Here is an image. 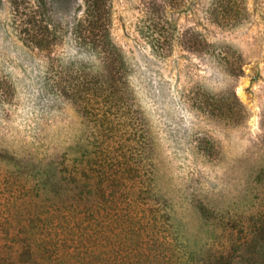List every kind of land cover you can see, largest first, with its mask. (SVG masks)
Masks as SVG:
<instances>
[{"label": "rangeland", "instance_id": "374dc122", "mask_svg": "<svg viewBox=\"0 0 264 264\" xmlns=\"http://www.w3.org/2000/svg\"><path fill=\"white\" fill-rule=\"evenodd\" d=\"M214 1L108 0L117 72L127 84L119 88L105 83V74L116 69L109 73L101 58L72 40L81 0H0L2 245L11 248L34 235L45 242L80 219L72 202L76 190L61 180L64 169L75 174L92 161L123 166L116 207L126 206L136 165H144L146 200L132 204L135 218L148 213V205H160L163 234L174 238L181 259L185 249L213 245L208 232L214 215L247 219L264 210V0H245L247 16L233 27L212 21ZM36 3L52 15L57 38L51 51L25 36L32 29L28 17L20 30L13 24V9L29 14ZM157 41L169 48L159 53ZM219 52L242 72H231ZM71 61L92 68L89 108L81 104L85 91L67 96L51 87L53 72ZM85 204L90 219L99 208L102 222L115 218L104 196H90ZM119 230L120 223L106 225L103 236L111 240ZM121 234L119 264H128ZM109 250V244L93 250V257ZM256 255V264H264V248Z\"/></svg>", "mask_w": 264, "mask_h": 264}, {"label": "trees", "instance_id": "16d2710c", "mask_svg": "<svg viewBox=\"0 0 264 264\" xmlns=\"http://www.w3.org/2000/svg\"><path fill=\"white\" fill-rule=\"evenodd\" d=\"M81 1L84 9H77L71 25L70 33L73 42L79 49L101 58L109 73L116 69L113 75L108 74V72L105 74L107 79L105 83H108L111 87L114 84L119 85V88L122 85L126 86L124 74L119 71L118 76L117 72L119 62L116 61L119 55L116 52L109 30L110 9L108 0ZM244 1L215 0L209 12L212 21L219 26L233 27L238 25L247 16V7ZM28 11L29 14L19 9H13V24L20 30L23 16L28 17L32 29L26 28L24 30L25 36L36 48L51 51L52 39L57 37L53 32L54 26L51 23L50 10L41 9L40 3H36V7L28 9ZM163 30L161 31L163 32L161 40L166 36V32ZM160 42L157 41L153 44V49L162 53L169 48V45ZM203 44H206L205 41H203ZM219 56H223L226 62L225 66L231 72H242L239 63L238 66H235V63L232 64L228 60V53L219 52ZM91 69L87 65L71 61L53 72V76L49 78L53 81L51 87L67 96H82L85 91L86 95L81 98V104L83 103L84 109L89 108L93 102L89 96L90 84L93 83L91 78H88L93 75ZM234 98L237 100L235 93ZM110 162L99 161L95 163L92 161L85 164V166L83 165L80 172L76 170L75 174L71 170L64 169V178L61 180V185L68 187L67 185L71 184L72 189L76 190L72 196V202L75 198L76 202L73 204L79 206L77 212H79L80 219L69 228L63 229L62 234L54 235L52 233V237L45 239V242L34 235V239L29 237L17 239L11 248L0 243V264H119L120 233H122L121 240L125 243L128 251V264H256L255 258L258 255L262 257L261 254L256 256L255 254L261 248H264V210L257 211L247 219L233 217V215H214L213 226L210 227L208 232V238L212 240L213 245L204 247L200 251H186L185 249V252L182 251L184 259H181L179 257L181 248L179 249L175 245L174 238L163 234L160 225L163 213L159 212L160 205L157 204L154 207L148 205V213L147 211H139L136 213L138 217L135 218L132 204L137 206L140 203L143 205L146 200V190L144 189L146 181L142 175L144 165H136L138 179L136 178L134 186L130 189L132 194L129 192L127 194L126 206L123 203L116 207V201L119 200L120 196L119 192L123 193L119 175L121 173L117 169L122 170L123 166L119 161L120 166L114 168V165ZM125 164L130 168H134L132 163ZM90 171H92V174H90ZM105 187H109V193H104ZM96 194L98 197L108 198V201H111L114 205L116 214L110 222H107V220L102 222V219L105 218L102 216L100 208L98 212L93 214V218H88V213L93 211L87 209L85 201ZM119 216L121 217L120 220ZM116 223H118V227L120 223V230L115 233V236L112 233L114 238L111 240L110 238L105 239L106 237L103 235L106 225H115ZM21 243L27 244L22 246H26L24 249L19 250L17 245ZM29 244L30 249L28 248ZM108 244L110 250L112 248L114 250L103 253L99 257L97 254L93 257L95 252L93 250H105ZM50 248L52 251H49ZM249 253L253 256H249ZM50 255L51 257H58L59 260L51 261ZM164 260L167 262L165 263ZM262 261L264 263L263 258Z\"/></svg>", "mask_w": 264, "mask_h": 264}]
</instances>
